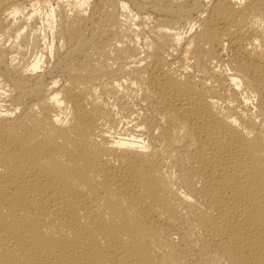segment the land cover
<instances>
[{"label": "bare ground", "instance_id": "obj_1", "mask_svg": "<svg viewBox=\"0 0 264 264\" xmlns=\"http://www.w3.org/2000/svg\"><path fill=\"white\" fill-rule=\"evenodd\" d=\"M0 264H264V0H0Z\"/></svg>", "mask_w": 264, "mask_h": 264}]
</instances>
